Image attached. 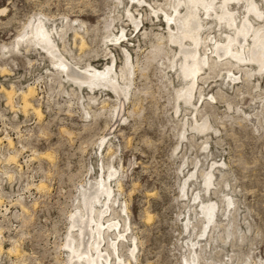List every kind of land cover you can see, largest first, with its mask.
<instances>
[{"label":"rangeland","instance_id":"rangeland-1","mask_svg":"<svg viewBox=\"0 0 264 264\" xmlns=\"http://www.w3.org/2000/svg\"><path fill=\"white\" fill-rule=\"evenodd\" d=\"M147 1L173 14L172 0ZM127 3L0 0V9L6 8L0 12V85L5 93L14 89L17 104L20 91L34 85L31 103L44 114L39 119L32 109L20 110L23 142L14 146L19 150L14 163L22 167L10 170L13 178L0 198V264H70L67 239L75 214L83 209V199L96 192L94 183L108 181L112 168L119 174L110 180L114 193L106 201L111 211L101 220H118L125 229L127 239L120 241L118 252L126 262L191 264V243L202 240L198 264H264V77L246 78L245 67H234L242 82L228 85L223 77L230 64L211 55L213 45L204 42L200 51L209 54V61L198 78L194 111L177 100L184 81L173 67L176 48L170 35L175 30L161 13L158 19L148 6L131 3L129 9L143 20L136 29L126 17ZM37 17L55 23L63 54L80 67L103 68L113 54L120 75L124 51H129L135 76L123 121L112 118L117 96L68 83L34 39H21ZM121 28L127 37L111 44L110 37ZM216 38L223 40L218 33ZM242 110L257 114L258 120L253 123ZM205 119L214 131L199 135L191 129L193 121ZM213 162L219 169L208 191L202 175ZM198 193L220 208L216 219L221 224L211 225L209 239L203 237L205 218L194 200ZM227 198L234 205L223 215ZM118 230L103 234L101 248L112 254L111 264L118 252L109 242ZM133 244L137 248L131 254ZM13 246L17 251H8Z\"/></svg>","mask_w":264,"mask_h":264},{"label":"bare ground","instance_id":"bare-ground-1","mask_svg":"<svg viewBox=\"0 0 264 264\" xmlns=\"http://www.w3.org/2000/svg\"><path fill=\"white\" fill-rule=\"evenodd\" d=\"M131 3H136L139 6H148L158 19L161 18L159 15L161 13L165 22L171 24V28L175 30L170 35L171 43L176 48L173 67L179 71L180 78L184 81L182 93L177 100H181L185 105L192 106L194 111L197 110V102L194 103L193 100L197 94L198 78L200 74L205 72L209 61V54L200 51L204 42H207L208 45H213L214 49L210 50L211 55L215 54L219 61L224 60L230 64V67L226 70V75L223 77L224 81L225 79L227 80L228 85L242 82L241 74L238 75V73L233 72L232 68L234 67H245L246 78H254L255 80V77H258L259 80L264 77V24H261L264 22V0H172L171 8L173 9V14H169L161 8H154L147 0H128L124 8L126 17L138 29L143 20L142 18L138 19V16L133 14L132 9H129L128 5ZM234 4L235 7L233 6ZM5 10L6 8L0 9V12ZM32 21L30 29H26L27 31L20 36L21 39L25 42L30 41L28 38L34 39L39 48L51 57L54 67L63 74L62 76L66 78L68 83H72L80 89L87 87L91 92L104 90L117 96L118 103L114 107L112 118L115 122L123 121L126 118L122 117L123 104L129 102L135 76V65L129 51H124L125 64L121 69L120 75L117 72L116 59L113 54L107 58L111 61L107 62L103 68H97L91 64L86 67H80L63 54L61 47L56 41V37H59V30L55 23L49 25L45 18L42 17H37ZM119 32L120 34H114L110 37L109 41L111 44H118L127 37L124 28H121ZM216 33L223 37V40H217ZM75 37L81 38L83 45V38L77 33ZM19 43L17 42V48ZM2 71H6V69L2 68ZM256 87L260 88L259 82ZM13 90L6 91L8 104L11 108H13L12 101L15 95ZM35 94L36 87L34 85L28 84L26 90H21L19 93L22 100L21 108H23L25 113L32 109L34 114L39 119H42L44 114L41 108L34 107L31 103ZM200 97H203V95H200ZM258 103L261 104L262 102ZM228 107L232 109L231 105ZM179 110L180 107L175 110V113L178 114ZM243 112L253 123L259 118L257 114L253 115L252 113ZM86 114L88 115V112ZM193 122L191 129L199 133V135H206L210 131H214L207 119L202 123L197 122V120ZM184 125L185 127L188 125V119ZM187 132V129L183 130L181 134L183 139L188 138ZM104 141L105 137L102 138L100 147L103 146ZM9 143L12 145L13 142L9 139ZM18 156L17 152L9 154L6 158L7 163L17 162ZM218 169L219 164L213 162L210 166V171L203 173L204 189L209 191L211 187L215 186V170ZM118 174L119 170L112 168L111 177L107 178L108 181L100 179L99 182L94 183L96 192H89L88 198L83 199V209L77 210L75 215L78 216V219L72 221V227H70L72 232H70L67 239L68 247L66 246L70 264H111L112 254L108 252L107 248H101L102 243L105 242L103 234L105 231L115 233L119 229L115 237L109 242L112 250L117 252L120 241L127 239L124 233L125 229L121 230L119 228L120 222L118 220L108 218L101 220L105 213L111 211V205H108L106 200L114 193L110 180L116 178ZM8 176L11 178L10 175ZM191 177H195V175L190 174L189 178ZM38 185L40 190L45 188L44 183ZM185 187L186 182L182 186L184 195L186 193ZM197 199V207H200L199 213H202L205 218L203 237L207 238L212 233V229H214L212 226L221 224L216 219V214L220 211V208L212 200L202 201L199 193L194 198V200ZM98 205L101 208L98 216H92ZM231 205H234L233 200L227 198V208H223V215ZM20 206L25 210L23 204L20 203ZM189 226L190 219L185 225L186 229L190 228ZM200 241L196 244L191 243L192 250H189L193 254L191 264H198V249L201 247L198 244ZM136 248V244L132 245V249L130 245L131 254H134ZM0 250H3L1 240ZM8 251L14 252L17 249L13 246ZM114 261L115 264H131L129 260L127 262L123 260L119 252Z\"/></svg>","mask_w":264,"mask_h":264},{"label":"built area","instance_id":"built-area-1","mask_svg":"<svg viewBox=\"0 0 264 264\" xmlns=\"http://www.w3.org/2000/svg\"><path fill=\"white\" fill-rule=\"evenodd\" d=\"M0 198L1 194L5 192V188L11 183L12 177L9 178L8 174H11V169L18 166L21 168V164L10 162L7 163L6 158L9 154L19 152L16 149L15 144H19L23 139L22 126L19 124L20 122V110L21 108V99L18 102L16 101V97H14V107L11 108L7 105V95L5 91L2 89V85H0ZM9 139H11L12 145L9 143ZM16 141V143H15Z\"/></svg>","mask_w":264,"mask_h":264}]
</instances>
